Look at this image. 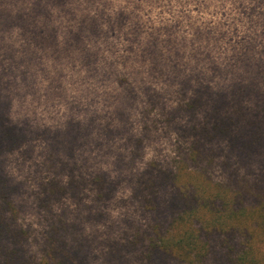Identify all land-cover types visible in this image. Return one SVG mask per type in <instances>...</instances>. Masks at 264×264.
Wrapping results in <instances>:
<instances>
[{
	"label": "rangeland",
	"instance_id": "1",
	"mask_svg": "<svg viewBox=\"0 0 264 264\" xmlns=\"http://www.w3.org/2000/svg\"><path fill=\"white\" fill-rule=\"evenodd\" d=\"M177 171L264 200V0H0V264H183ZM236 228L207 264L264 256Z\"/></svg>",
	"mask_w": 264,
	"mask_h": 264
},
{
	"label": "trees",
	"instance_id": "2",
	"mask_svg": "<svg viewBox=\"0 0 264 264\" xmlns=\"http://www.w3.org/2000/svg\"><path fill=\"white\" fill-rule=\"evenodd\" d=\"M219 101V99L215 101L211 108L212 113L217 115L213 122V130L219 128L225 132L229 129L231 119L220 116ZM198 152H200L198 148L189 150L188 161L200 162ZM191 168L199 176L202 168H199L196 162ZM198 176L188 173L183 175L178 171L173 175V186L176 191H182L185 208L174 213L162 234H157L151 240L153 251H159L158 254L171 253L183 264H207L209 235L215 232H241L236 227L243 220H256L257 225L264 230V200L259 199L256 207L246 205L242 199L238 200L235 194H228L226 186H222L223 188L217 186L213 191H208L197 179ZM58 191V188H54L52 193L57 194ZM243 237L244 241L241 244L244 248L239 254L231 256L232 263L264 264V256L256 254L257 246L250 240L251 235L244 232ZM49 245L52 247V243ZM56 253L55 249L51 248L48 254Z\"/></svg>",
	"mask_w": 264,
	"mask_h": 264
}]
</instances>
